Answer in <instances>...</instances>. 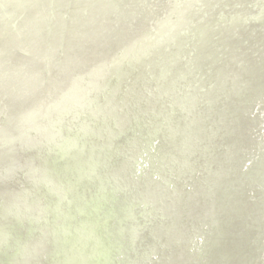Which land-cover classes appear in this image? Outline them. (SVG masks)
Wrapping results in <instances>:
<instances>
[{
	"label": "water",
	"instance_id": "obj_1",
	"mask_svg": "<svg viewBox=\"0 0 264 264\" xmlns=\"http://www.w3.org/2000/svg\"><path fill=\"white\" fill-rule=\"evenodd\" d=\"M97 264H264V0H209Z\"/></svg>",
	"mask_w": 264,
	"mask_h": 264
}]
</instances>
